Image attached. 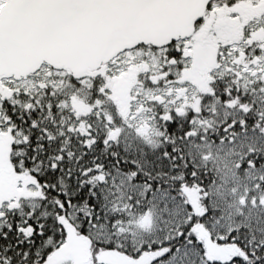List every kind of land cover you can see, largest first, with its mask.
Masks as SVG:
<instances>
[{
	"label": "snow or ice",
	"instance_id": "1",
	"mask_svg": "<svg viewBox=\"0 0 264 264\" xmlns=\"http://www.w3.org/2000/svg\"><path fill=\"white\" fill-rule=\"evenodd\" d=\"M0 264H264V0H0Z\"/></svg>",
	"mask_w": 264,
	"mask_h": 264
}]
</instances>
